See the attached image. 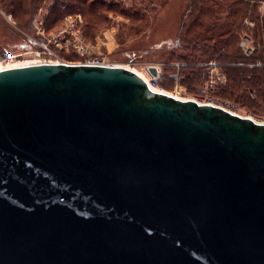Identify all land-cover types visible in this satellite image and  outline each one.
<instances>
[{"label": "water", "instance_id": "1", "mask_svg": "<svg viewBox=\"0 0 264 264\" xmlns=\"http://www.w3.org/2000/svg\"><path fill=\"white\" fill-rule=\"evenodd\" d=\"M0 264H264V124L119 66L1 70Z\"/></svg>", "mask_w": 264, "mask_h": 264}, {"label": "rangeland", "instance_id": "2", "mask_svg": "<svg viewBox=\"0 0 264 264\" xmlns=\"http://www.w3.org/2000/svg\"><path fill=\"white\" fill-rule=\"evenodd\" d=\"M96 1L107 5H118L119 10H138L136 12L140 14L138 15L140 19L131 20L118 12H102L101 22L96 25L95 30L91 31L86 28L83 15L78 12H68L57 24L47 29V19L53 7L67 9L70 7L69 5H72V0H42L33 13L30 26L26 27L18 24V21L6 14L0 7V53H28L35 49L30 37H37L42 33L49 35L63 30L66 17H79L82 21L81 33L91 47V56L98 57L109 65L123 67L139 74H142L146 65L157 66L160 71L159 89L170 96L203 103L205 96L202 89L207 88L208 94L214 98L236 104L241 116L250 117L256 122H263L264 102L262 100L256 106L250 107L223 93L222 89L226 85L228 87L229 84L228 75L224 73L223 69L225 64L214 59L204 61L203 58L196 57L199 54L189 57L186 52L175 49L187 0H166L162 1L163 4L155 0L150 9H147L146 4H142L139 0ZM245 21L246 29H242L236 36L237 49L242 54L239 47V36L245 34L253 40L252 34L248 30L255 27L254 22L253 26L249 27L246 26ZM254 43L256 44L255 41ZM173 52L175 54H172ZM23 61L31 63L33 56L24 54ZM55 61L75 65L79 64L81 59L70 47L68 51H59ZM133 64H137V67H133ZM249 67H253V65H249ZM191 68L203 70L205 76L190 80ZM249 96L254 99V91H250Z\"/></svg>", "mask_w": 264, "mask_h": 264}, {"label": "trees", "instance_id": "3", "mask_svg": "<svg viewBox=\"0 0 264 264\" xmlns=\"http://www.w3.org/2000/svg\"><path fill=\"white\" fill-rule=\"evenodd\" d=\"M139 1L150 9L155 0ZM156 1L163 4L166 0ZM41 2L42 0H0V7L18 24L26 27L30 26L33 13ZM72 2L64 10L53 7L47 19V29L57 24L68 12L83 15L86 28L91 31L101 22L102 12H118L131 20L140 19V14L136 12L138 10H119L118 5L102 4L96 0ZM262 2L264 0H187L179 28L178 44L175 46V49L186 52L189 57L199 54L196 57L203 58L204 61L214 59L225 64L223 69L228 75L229 84L222 89L223 93L250 107L256 106L260 100L264 102V68L258 67L264 65V17L258 14ZM244 20L255 23V27L248 32L252 34L257 46L261 47L251 57L244 56L237 49V33L246 29ZM202 75L205 76L203 70L191 68L190 80L200 79ZM250 91H254V99L249 96Z\"/></svg>", "mask_w": 264, "mask_h": 264}, {"label": "built area", "instance_id": "4", "mask_svg": "<svg viewBox=\"0 0 264 264\" xmlns=\"http://www.w3.org/2000/svg\"><path fill=\"white\" fill-rule=\"evenodd\" d=\"M260 16L264 17V2L260 4L259 11ZM65 27L63 30L58 32L50 33L49 35H44L42 32L41 35L37 37H30L31 42L34 44L35 49L29 51L28 53L33 56L32 64H42V63H52L59 64V61H55L58 58L59 51L69 50L70 47L74 49L76 54L80 57L81 61L79 64L83 65H98V66H113L109 65L106 62L104 63L100 58L91 56V47L84 40V37L81 33V18L77 17H66L64 19ZM246 26L252 27L253 21L246 20ZM239 47L242 50L243 54L246 57H251L257 50L261 47L257 46L254 41L248 37L247 35L239 36ZM264 51V46L262 47ZM24 54H1L0 53V69L5 70L7 67L13 66L17 63L24 62L23 55ZM26 62V61H25ZM30 63V62H29ZM31 64V65H32ZM137 67V64H133V67ZM155 68L156 76H153L150 72V68ZM259 68H264V65L258 66ZM146 75L148 78V86L151 88L159 89L160 82V71L157 66L146 65L141 72ZM204 93V102L200 104H208L215 107H219V109H223L231 114L241 116L239 113V107L232 102H223L214 98V96L208 94L207 88L202 89ZM195 101V100H194ZM244 117V116H243ZM250 118V117H249ZM264 124V117L263 122Z\"/></svg>", "mask_w": 264, "mask_h": 264}, {"label": "bare ground", "instance_id": "5", "mask_svg": "<svg viewBox=\"0 0 264 264\" xmlns=\"http://www.w3.org/2000/svg\"><path fill=\"white\" fill-rule=\"evenodd\" d=\"M32 63H27V62H20V63H17V64H15V65H13V66H10V67H7L6 69H12V68H17V67H23V66H28V65H31ZM2 69H0V71H1ZM136 74L138 75V76H140L145 82H146V84L148 85V78L146 77V75H144V74H139V73H137L136 72ZM153 92H156V93H160V94H164V95H168V96H170L169 94H167L166 92H164V91H162V90H160V89H158V88H151V87H149ZM173 97V96H172ZM174 98H176V99H180V100H182V101H186L187 99H183V98H179V97H174ZM257 123H261V122H257ZM261 124H263V123H261Z\"/></svg>", "mask_w": 264, "mask_h": 264}]
</instances>
